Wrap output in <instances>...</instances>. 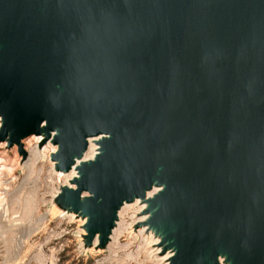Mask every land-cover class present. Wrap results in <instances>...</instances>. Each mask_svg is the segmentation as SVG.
Masks as SVG:
<instances>
[{
	"label": "water",
	"instance_id": "water-1",
	"mask_svg": "<svg viewBox=\"0 0 264 264\" xmlns=\"http://www.w3.org/2000/svg\"><path fill=\"white\" fill-rule=\"evenodd\" d=\"M30 136L85 250L138 200L168 264H264V0H0V142Z\"/></svg>",
	"mask_w": 264,
	"mask_h": 264
},
{
	"label": "rangeland",
	"instance_id": "rangeland-1",
	"mask_svg": "<svg viewBox=\"0 0 264 264\" xmlns=\"http://www.w3.org/2000/svg\"><path fill=\"white\" fill-rule=\"evenodd\" d=\"M33 137L36 150V141L41 137ZM44 147L37 144L44 158L36 151V166L27 169V161L23 163L20 152L26 156V146L20 150L17 147L19 159L15 150L12 151L13 146L0 142V264H161L156 262L159 257L153 256L152 261L144 258L142 244L132 234L128 235V229L117 240V258L110 261L106 249L98 252L83 248L82 228L75 216L62 213L61 217L52 218L49 215L52 195L63 181L52 175L48 162L50 150ZM16 162L12 173H8L6 168ZM132 212L133 209L125 217L129 224Z\"/></svg>",
	"mask_w": 264,
	"mask_h": 264
},
{
	"label": "bare ground",
	"instance_id": "bare-ground-1",
	"mask_svg": "<svg viewBox=\"0 0 264 264\" xmlns=\"http://www.w3.org/2000/svg\"><path fill=\"white\" fill-rule=\"evenodd\" d=\"M51 136H53V133L51 134ZM34 139L35 138L33 136H30L21 142L24 147L26 146V149H25L26 156L22 157V161H23V163L27 161L25 163V167L27 169L34 168L36 166V163L38 161L37 153L42 159L44 158V152L42 151L40 153L37 149V144H39L41 142V139L39 138L38 141H36V150H35V146L33 143ZM96 140H97V138L89 140L88 148H87V151L85 152V154L82 158V161L92 160L94 158V156L97 154L98 145L95 143ZM44 148H48L50 150L48 155L55 152V150H56V147L52 146L51 142L49 140L46 141ZM17 149L18 148L16 146H13L12 151L15 150L16 155L20 159V155L17 154ZM36 151H37V153H36ZM28 153H29V158H28ZM48 155H47V158H48ZM27 158H28V160H27ZM48 162L51 165L52 175L54 177H56L57 181L58 180L63 181V183L59 182V183H61V186H66V185L69 186V182L76 176L75 168L72 169L67 174L55 173L53 171V163L49 160V158H48ZM77 164H79V161L77 162ZM16 165H17V162L15 164L11 165L9 168H6V169H8L7 171H10L8 173H12V170ZM153 192L154 191L148 193L147 196L150 197L153 194ZM57 193H58V190H55V193L52 195V199L56 196ZM2 203H4V202H2ZM144 208H145V206L141 205L139 203V201L136 200L134 203L128 204V205L126 204L120 209V211L118 212V220H117L115 228L113 229L111 236H110V242H109L108 246L106 247V251L109 252L108 260L111 261V260H115L117 258V251H118L117 240H118L119 236H121L128 229V235L132 234L133 235L132 238H134L136 241H138L139 243L142 244L141 254H144V258L147 257V260L152 261L153 256H156V257H159L156 260L157 263L168 264L170 258L173 256V252L172 251H166V252L162 253L161 252L162 247H161L160 240L158 238H154V236L152 235L151 232H147L145 226H140L136 231L133 229L136 224H142L146 221L147 216L142 215V211L144 210ZM131 209H133V212L131 214V221L129 224V223H127V221H125V217L128 215V213ZM28 215H29V210L27 207V211L24 213V217L27 218ZM49 215L52 218L57 219V218L61 217L62 213L59 210H57L56 208H54V206L52 205V207L49 209ZM79 221H80V225L82 226L84 224V220H79ZM83 233L84 232L81 231V234H83ZM95 244H96V238L94 239V242H93V245H95ZM152 247H155V249L148 252L147 250L152 248ZM92 250H93V247L91 248L90 251H92ZM127 257H130V255L127 254Z\"/></svg>",
	"mask_w": 264,
	"mask_h": 264
}]
</instances>
